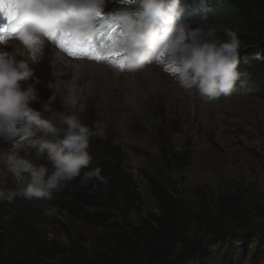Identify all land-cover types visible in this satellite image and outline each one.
Instances as JSON below:
<instances>
[{
  "label": "rangeland",
  "instance_id": "rangeland-1",
  "mask_svg": "<svg viewBox=\"0 0 264 264\" xmlns=\"http://www.w3.org/2000/svg\"><path fill=\"white\" fill-rule=\"evenodd\" d=\"M122 3L123 0H106L105 16ZM201 15L184 26L200 27ZM209 22L219 25L220 19L217 16ZM0 50L14 51L17 59L26 58V50L18 39H8V45ZM32 67L34 76L21 83L24 88L29 84L36 88L39 102L30 105L35 110H42V103L55 93L51 84L57 83V98L52 104L57 111L64 110L60 97L66 95L65 82L74 77V82L85 88L84 110L78 115L81 121L87 114L92 115L102 125L105 136L121 147L145 200V214L158 212V204L149 192V176L162 175L190 197L207 188L217 194L238 193L250 209L258 210L256 223L262 226V241L240 250L232 264H264V100L232 94L205 102L195 91L179 87L158 63L142 71H121L114 62L71 59L49 42L41 62ZM0 120L5 124L0 128V150H5L19 139L17 129L22 122L5 116ZM158 145L173 147L176 158L172 173L166 171ZM32 151L25 146L20 154L31 159ZM6 186L14 187L11 176H7ZM23 200L0 203V208ZM51 200H28L30 204L24 205L19 227L36 237L40 245H66L67 232L85 231L56 210L55 216H43L42 211ZM5 213L0 209V217ZM7 235L12 242L22 240L15 224Z\"/></svg>",
  "mask_w": 264,
  "mask_h": 264
},
{
  "label": "clouds",
  "instance_id": "clouds-1",
  "mask_svg": "<svg viewBox=\"0 0 264 264\" xmlns=\"http://www.w3.org/2000/svg\"><path fill=\"white\" fill-rule=\"evenodd\" d=\"M18 15L22 32L16 37L26 50V58L17 59L14 51L0 50V115L22 122L17 129L19 139L11 148L0 150V203H12L17 198L48 201L77 177L81 184L93 180L106 184L99 167L85 171L92 162L89 142L93 137L105 138L99 122L84 124L78 112H83L85 88L65 82L66 95L61 96L63 111L52 107L56 100L57 83L50 87L55 93L38 111L30 105L39 102L36 88L21 82L34 76L33 65L41 62L49 35L57 31H78L85 38L96 35L105 15L106 0H18ZM224 0H210L202 10L201 26L188 29L178 22L187 11L181 0H123L121 7L109 17L118 21L126 67L130 72L144 70L158 63L185 91H195L200 97L214 100L228 98L246 86V73L238 68L250 59L264 61V55L241 56V41L236 31L209 22L215 20ZM206 26V27H205ZM222 31L225 39H217ZM25 36L28 38L26 39ZM10 37L0 39V49ZM88 92L91 89L88 87ZM47 114V115H46ZM32 149V157L22 156L24 147ZM44 160L47 163H37ZM11 176L14 187H7ZM55 208L44 207L42 215L55 216Z\"/></svg>",
  "mask_w": 264,
  "mask_h": 264
},
{
  "label": "trees",
  "instance_id": "trees-1",
  "mask_svg": "<svg viewBox=\"0 0 264 264\" xmlns=\"http://www.w3.org/2000/svg\"><path fill=\"white\" fill-rule=\"evenodd\" d=\"M217 16L219 25L237 32L242 57L264 55V0H224ZM216 38L225 36L220 31ZM238 70L247 74L251 91L246 95L264 100V61H242ZM233 94L245 95L239 84ZM82 122L91 127L96 119L87 114ZM169 146L158 145L166 171L172 173L176 154ZM89 151L93 159L81 176L99 167L107 183L81 184L77 177L49 203L84 234L67 232L66 245H40L19 227L24 205L30 202L6 205L0 208L6 212L0 217V264H232L240 250L261 243L258 210L250 209L238 193L217 194L207 188L190 197L162 175L149 176L158 212L145 214V200L121 147L106 135L91 138ZM14 224L20 242L8 238Z\"/></svg>",
  "mask_w": 264,
  "mask_h": 264
},
{
  "label": "snow or ice",
  "instance_id": "snow-or-ice-1",
  "mask_svg": "<svg viewBox=\"0 0 264 264\" xmlns=\"http://www.w3.org/2000/svg\"><path fill=\"white\" fill-rule=\"evenodd\" d=\"M18 7V0H0V15L11 24L18 15ZM101 21L108 25L109 31L99 45L94 42L93 37L85 39L78 31H57L49 35V40L72 57L114 62L115 66L123 71L127 68V57L120 43L122 32L118 30V21L105 15L101 17ZM6 32L7 26H0V39L6 38Z\"/></svg>",
  "mask_w": 264,
  "mask_h": 264
}]
</instances>
